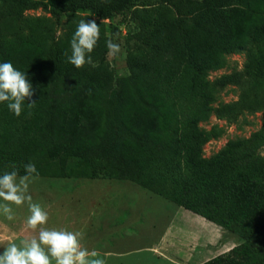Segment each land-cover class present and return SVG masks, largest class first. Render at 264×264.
Listing matches in <instances>:
<instances>
[{
    "label": "trees",
    "instance_id": "trees-1",
    "mask_svg": "<svg viewBox=\"0 0 264 264\" xmlns=\"http://www.w3.org/2000/svg\"><path fill=\"white\" fill-rule=\"evenodd\" d=\"M40 7L51 16L25 13ZM82 13L129 24L128 75L116 79L102 22L97 67L68 62ZM241 52L244 72L263 78L264 0H0V63L26 75L36 101L19 117L0 102V175L31 162L38 177L133 181L242 239L202 264H264V129L205 157L222 129L200 126L246 107L215 105L241 73L210 78Z\"/></svg>",
    "mask_w": 264,
    "mask_h": 264
},
{
    "label": "rangeland",
    "instance_id": "rangeland-1",
    "mask_svg": "<svg viewBox=\"0 0 264 264\" xmlns=\"http://www.w3.org/2000/svg\"><path fill=\"white\" fill-rule=\"evenodd\" d=\"M25 13L51 16L42 7ZM82 16L101 22L92 14ZM122 19L118 16L102 20L108 36L120 45L118 55H107L116 79L129 73L126 61L129 24ZM65 20L66 16L58 19L57 37L63 32ZM248 60L247 52L230 54L227 65L210 74L214 80L223 74L241 73L239 83L220 90L215 105L244 99L246 107L237 119L213 114L200 123L204 129H222L221 135L205 144V157L217 154L232 139L251 137L264 129V77L256 79L244 72ZM259 153L264 156V145ZM29 194L48 213V222L43 227L81 233V247L99 253L105 264H202L242 241L208 219L209 222L200 224L198 214L130 180L43 176L32 179ZM10 206L13 220H7L0 212V253L11 243L19 245L22 240L37 236L39 231L27 226L30 215L27 202Z\"/></svg>",
    "mask_w": 264,
    "mask_h": 264
},
{
    "label": "clouds",
    "instance_id": "clouds-1",
    "mask_svg": "<svg viewBox=\"0 0 264 264\" xmlns=\"http://www.w3.org/2000/svg\"><path fill=\"white\" fill-rule=\"evenodd\" d=\"M100 23L96 18L80 20L71 38V55L68 56V62L76 68H83L86 64L97 67L91 53L101 36ZM105 45L109 56L119 54L120 45L113 39H106ZM34 95L35 90L24 73L10 62L0 63V102H8L9 110L19 117L26 98L30 101L29 109L35 106ZM23 168L24 175H19L15 166L13 171L0 175V200L4 201L0 203V212L11 221L15 217L10 205L21 206L27 202L30 211L27 226L39 231L37 236L24 239L19 245L11 243L5 247L0 253V264H105L99 253L81 247V233L43 227L48 222V213L34 203L29 194V184L33 178H38L39 173L31 162L24 164Z\"/></svg>",
    "mask_w": 264,
    "mask_h": 264
},
{
    "label": "crops",
    "instance_id": "crops-1",
    "mask_svg": "<svg viewBox=\"0 0 264 264\" xmlns=\"http://www.w3.org/2000/svg\"><path fill=\"white\" fill-rule=\"evenodd\" d=\"M202 221H206V222H209L205 217H203V216H197V222H199L200 224L202 223L203 224V222ZM211 222V221H210ZM213 223V222H212ZM214 224V223H213Z\"/></svg>",
    "mask_w": 264,
    "mask_h": 264
}]
</instances>
